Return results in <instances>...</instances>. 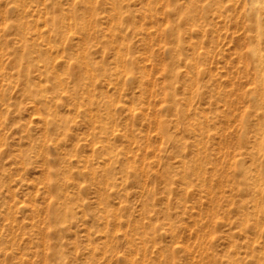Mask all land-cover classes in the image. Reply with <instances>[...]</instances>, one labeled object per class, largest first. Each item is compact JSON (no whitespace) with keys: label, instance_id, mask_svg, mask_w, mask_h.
Here are the masks:
<instances>
[{"label":"rangeland","instance_id":"374dc122","mask_svg":"<svg viewBox=\"0 0 264 264\" xmlns=\"http://www.w3.org/2000/svg\"><path fill=\"white\" fill-rule=\"evenodd\" d=\"M0 264H264V0H0Z\"/></svg>","mask_w":264,"mask_h":264}]
</instances>
